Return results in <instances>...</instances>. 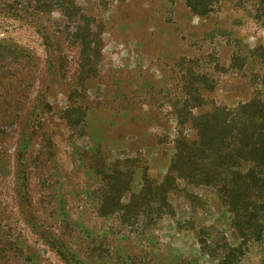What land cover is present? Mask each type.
Here are the masks:
<instances>
[{
    "label": "rangeland",
    "instance_id": "374dc122",
    "mask_svg": "<svg viewBox=\"0 0 264 264\" xmlns=\"http://www.w3.org/2000/svg\"><path fill=\"white\" fill-rule=\"evenodd\" d=\"M252 104L260 0H0V264H264Z\"/></svg>",
    "mask_w": 264,
    "mask_h": 264
},
{
    "label": "trees",
    "instance_id": "16d2710c",
    "mask_svg": "<svg viewBox=\"0 0 264 264\" xmlns=\"http://www.w3.org/2000/svg\"><path fill=\"white\" fill-rule=\"evenodd\" d=\"M260 1L264 3V0ZM252 105L253 107L251 108H255L256 113L251 119H245L240 113L241 108H237L227 114L224 125L229 129L228 136L231 146L237 148L236 151L244 153L239 156L241 161L238 160V163H250L253 165V169L252 171L249 170L245 175L241 174L240 170L239 172L234 171L232 174L235 178L230 182L224 181L220 185L222 190L228 188L230 192L237 193V188L239 187L238 179H243L245 182L247 179L249 181L257 179V186L255 187L257 189V195L254 198L258 200V207L264 211V107L263 105ZM252 105H247L246 107ZM239 165L232 164L229 168L224 169V171L236 170L235 168ZM217 185V183H214V186ZM251 196L252 194L245 198L247 200L246 202L252 199L250 198ZM244 236L246 237L245 234Z\"/></svg>",
    "mask_w": 264,
    "mask_h": 264
}]
</instances>
